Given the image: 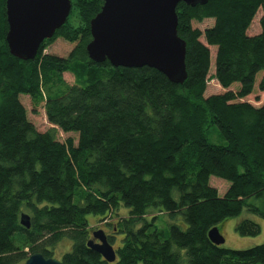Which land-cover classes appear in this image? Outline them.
<instances>
[{"label": "trees", "instance_id": "1", "mask_svg": "<svg viewBox=\"0 0 264 264\" xmlns=\"http://www.w3.org/2000/svg\"><path fill=\"white\" fill-rule=\"evenodd\" d=\"M103 4L72 0L70 15L78 22L69 15L34 59L23 60L10 52L6 0H0V264L35 252L55 258L53 248L64 238L73 243L61 258L65 264H110L88 246L87 215L114 214L120 206L129 217L114 224L123 234L116 264H264V243L233 249L208 236L244 208L264 218V208L248 202L264 195V104L239 100L254 92L261 71L264 91V0L178 4L187 49L182 84L147 65L90 58V21ZM260 9L261 32L250 35ZM209 18L214 24L205 30L192 24ZM57 36L78 41L66 57L43 52ZM213 45L215 76L209 75ZM65 71L74 73L73 84ZM211 78L226 89L240 87L205 96ZM21 95L34 107L44 102L54 129H37ZM55 127L78 133V142L59 140ZM213 127L226 144L210 140ZM212 176L230 182L224 195L210 184ZM25 211L30 228L21 224ZM163 213L181 214L187 226L159 228ZM236 231L254 236L261 226L245 218Z\"/></svg>", "mask_w": 264, "mask_h": 264}, {"label": "water", "instance_id": "2", "mask_svg": "<svg viewBox=\"0 0 264 264\" xmlns=\"http://www.w3.org/2000/svg\"><path fill=\"white\" fill-rule=\"evenodd\" d=\"M195 6L208 0H104L101 10L90 21L92 39L87 44L90 58L109 60L113 66H150L169 80L182 84L187 78L186 41L178 33L177 6ZM72 0H6L9 30L6 40L10 52L23 60L34 59L45 39L52 38L67 21ZM21 224L30 228V217L21 215ZM100 239H89L88 246L105 260H116V250L102 229ZM208 236L216 245L226 238L215 226ZM24 264H65L62 260L31 254Z\"/></svg>", "mask_w": 264, "mask_h": 264}, {"label": "rangeland", "instance_id": "3", "mask_svg": "<svg viewBox=\"0 0 264 264\" xmlns=\"http://www.w3.org/2000/svg\"><path fill=\"white\" fill-rule=\"evenodd\" d=\"M262 9H260L253 19L249 29L248 34L255 35L261 32V25H260V18L262 16ZM75 15V12H73L70 15V21L75 24L78 22V19ZM194 27L200 28L201 30H205L207 27H210L214 24V19L209 18L205 19L203 21H193L192 22ZM203 42H206L204 37L201 38ZM77 42L70 41L66 39L63 36H57L51 44L47 45V47L44 49V53H50L55 54L61 57H66L69 55V53L72 51V49L77 45ZM211 49V68L209 75L215 76L216 73V52H217V46H210ZM263 75V72H259L256 78V84L254 92L250 95L240 98V101H248L252 103L255 106H261L264 104V91H261L258 88V84L260 82V79ZM63 78L66 82L73 84L76 80L74 73L70 71H65L63 73ZM240 87L239 82H235L230 88L233 90H238ZM228 89L224 88L220 82L216 78H211L208 81L207 90L205 92V96H210L212 94L217 93H223L227 91ZM45 93V91H44ZM22 101L24 105L27 107L29 111V118L31 121L36 125L37 129L40 131H47L50 128L54 129V125H52L46 116L45 108H44V102L41 104H38L36 107H34L32 100L27 95H21ZM56 130V136L61 141H66L67 138L72 137L75 140V143L78 142L79 134L76 132H65L62 129L55 127ZM210 140L217 144H226V140L222 137V135L219 133V131L216 129V127H213L211 129L210 133ZM210 184L218 189V192L220 195H224L227 191V189L230 186V182L216 176H212L210 179ZM175 196H178V193L175 192ZM249 203H253L257 205L258 207L264 208V195L262 196H252L248 198ZM25 213H27L25 211ZM159 214V213H156ZM120 217H129V210L126 207L120 206L117 213L114 214H108L106 216H100V215H94L89 214L87 215V218L90 222V229H94V231L98 230L96 229L99 226H103V224L107 225V231L112 232L114 223H117ZM150 219V215L148 216ZM107 219V221L105 220ZM249 218L261 226V232L258 235L254 236H243L240 235L236 231V224L241 221L242 219ZM171 223H177L181 225L182 227H186V222L184 221L181 214L176 216L174 219H172L168 213H163L159 215V219L156 221V225L159 228L162 227H168ZM104 227V226H103ZM217 227L220 229L221 233L225 236L226 241L222 245L228 248L233 249H245L249 248L261 243H264V218L252 213L247 208H244L242 213L238 216L229 217L225 220H223L221 223L217 225ZM106 229V228H105ZM118 237L120 235L118 234ZM72 241L69 238H64L61 242L56 244V246L53 248V255L55 258L60 259L62 256L72 250ZM26 251H30V249L27 247ZM25 261H21L18 264H24Z\"/></svg>", "mask_w": 264, "mask_h": 264}, {"label": "flooded vegetation", "instance_id": "4", "mask_svg": "<svg viewBox=\"0 0 264 264\" xmlns=\"http://www.w3.org/2000/svg\"><path fill=\"white\" fill-rule=\"evenodd\" d=\"M105 220L107 221L106 218H105ZM107 225L108 224H103L104 227L103 226H99V228L97 227L96 229H102V230H104V232H105V234L107 236V240L113 245L114 249L117 250L118 247L122 244L123 234L118 231V229H117V227L115 225L113 226L112 232H108L107 231ZM94 232H95L94 229H91L89 239H93L95 242H100V239L99 238H96L94 236ZM118 234L120 235V237H118ZM184 253H185V251L182 252V254H184ZM117 260H118V257H116V260L115 261L110 262V264H116L117 263Z\"/></svg>", "mask_w": 264, "mask_h": 264}]
</instances>
